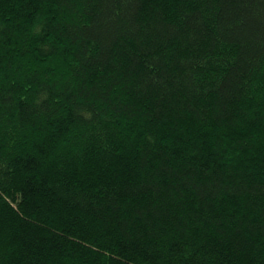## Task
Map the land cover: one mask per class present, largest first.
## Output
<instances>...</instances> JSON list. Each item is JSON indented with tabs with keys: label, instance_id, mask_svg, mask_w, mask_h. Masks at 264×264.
<instances>
[{
	"label": "trees",
	"instance_id": "16d2710c",
	"mask_svg": "<svg viewBox=\"0 0 264 264\" xmlns=\"http://www.w3.org/2000/svg\"><path fill=\"white\" fill-rule=\"evenodd\" d=\"M0 264H264V0H0Z\"/></svg>",
	"mask_w": 264,
	"mask_h": 264
}]
</instances>
